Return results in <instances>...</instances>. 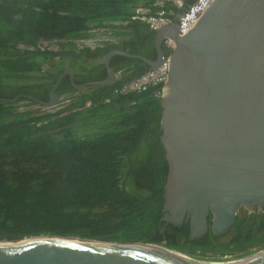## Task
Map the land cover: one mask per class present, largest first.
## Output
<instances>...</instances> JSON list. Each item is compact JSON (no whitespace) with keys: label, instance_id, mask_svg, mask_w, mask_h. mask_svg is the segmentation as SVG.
<instances>
[{"label":"trees","instance_id":"1","mask_svg":"<svg viewBox=\"0 0 264 264\" xmlns=\"http://www.w3.org/2000/svg\"><path fill=\"white\" fill-rule=\"evenodd\" d=\"M184 1L187 7L196 2ZM155 3L0 0V242L73 237L158 247L199 263L237 262L264 252V226L225 243L211 234L190 240L187 223L162 221L169 173L160 142L164 86L117 93L146 73L137 70L142 61L112 57L119 78L110 85L80 91L68 83L60 92L68 102L55 113L32 109L43 106L30 98L13 102L52 86L68 69L79 76L78 85L103 81L104 58L113 50L143 56L142 49L150 48L156 60V32L132 21L139 8L156 15ZM165 10L182 13L170 4ZM94 31L125 39L95 49L71 47ZM243 221L237 218L236 227Z\"/></svg>","mask_w":264,"mask_h":264},{"label":"water","instance_id":"2","mask_svg":"<svg viewBox=\"0 0 264 264\" xmlns=\"http://www.w3.org/2000/svg\"><path fill=\"white\" fill-rule=\"evenodd\" d=\"M179 15L156 32V60L113 50L104 58L103 81L77 85L73 69L64 74L80 91L110 85L117 76L112 57L156 70L165 60L163 39L175 41L161 100L160 142L169 166L163 220L179 226L189 219L193 235L204 236L212 219V236L221 237L241 209L264 207V0H216L185 37H179ZM60 100L58 94L41 104L54 108ZM0 264H264V252L199 263L153 246L39 236L1 241Z\"/></svg>","mask_w":264,"mask_h":264},{"label":"built area","instance_id":"3","mask_svg":"<svg viewBox=\"0 0 264 264\" xmlns=\"http://www.w3.org/2000/svg\"><path fill=\"white\" fill-rule=\"evenodd\" d=\"M215 1L216 0H196L193 5L187 7L184 0H156L155 7L159 8L156 15H151L147 9L139 8L136 10L132 21L145 23L152 31L158 32L163 27L173 25L175 17L178 15L170 12L173 14L171 15L167 12V10H165V6L170 4L172 7H176L182 11L178 19V30L179 37H185ZM165 45L167 46L166 48L169 51V55H165L163 64L156 70L149 71L132 82L124 85L122 89L117 92L118 94L128 95L131 93H142L151 88L165 86L170 70L171 55L176 49V43L173 39L166 38ZM118 78L119 75L117 74L116 79Z\"/></svg>","mask_w":264,"mask_h":264},{"label":"flooded vegetation","instance_id":"4","mask_svg":"<svg viewBox=\"0 0 264 264\" xmlns=\"http://www.w3.org/2000/svg\"><path fill=\"white\" fill-rule=\"evenodd\" d=\"M165 41H166V38L163 39L162 46L164 45L165 48H166L167 46L165 45ZM155 48H156V46H155ZM142 50H143L142 51L143 52V56L145 58H147L149 61H152V58L154 56L153 50H150V48H144ZM141 69H143V70H147L148 69L146 71V73L149 72V71H152V70H150V66L147 63H144V66L139 67L137 70H141ZM93 76H96V78H99L100 74H97V75L93 74ZM67 77L69 78V81H67ZM106 78H107V76L105 77V79ZM63 81H64V83L62 85ZM78 81H79V76H78V78L75 76L74 82L77 84ZM68 83H70L72 85V87H74L72 79L70 77V74H64L63 73L62 75H60V77H58V79L56 80V82L52 86H50V87H42V89H38L37 91H34V92H32L33 90H29V93L32 92L33 94H29V95L20 94L19 96L15 97L13 100L30 98L32 100L37 101L38 103L49 102V101H51L52 98L55 97V95H58V94L60 95V98L62 100V98L65 97V96H61L60 92L67 88ZM53 91H54V94H52ZM51 94H52V97H51ZM61 100H60V102H61ZM163 213H164V217L162 218V221H164L163 219H165L166 215H168V212L164 211V205H163ZM237 218H241V220H244L239 227H236V224H235V226L229 231L228 234H226L224 236H221V237H213V236L212 237L213 238H217L221 242L229 243L239 233H245V232L249 231L250 229L257 230L261 226H264V207L262 209H259V210L255 211V212H250L247 209H241V211L239 212ZM211 221H212V219L209 220V231H208V233L206 235H204V236L195 235L194 236L193 232L191 230V227H190L189 219L185 220L183 223H187L189 225V238H190V240L202 239V238H205L208 234L212 235V233H211ZM183 223L181 225H179V226L176 225L175 223H173V225L177 226V227H181L183 225ZM166 224H169V223H166ZM263 234H264V230H262L260 232V236H262ZM233 255H237V254H225V258H230ZM226 263H231V262H226Z\"/></svg>","mask_w":264,"mask_h":264},{"label":"rangeland","instance_id":"5","mask_svg":"<svg viewBox=\"0 0 264 264\" xmlns=\"http://www.w3.org/2000/svg\"><path fill=\"white\" fill-rule=\"evenodd\" d=\"M155 2H156V0H155ZM123 39H125V37L115 39L111 35H104L102 31H94L92 33V37L88 41L83 42V43L73 42L71 47H73L76 50H80L85 46L90 47L92 49H95L97 47L104 46L106 43H110L111 45H117L120 42H122ZM49 50L55 51L56 48L50 47ZM67 102H68V98L63 97L61 102L54 108H45V107L41 108L40 105H33L32 109L34 108V109H38L41 111H47V112L55 113L61 109H64Z\"/></svg>","mask_w":264,"mask_h":264}]
</instances>
